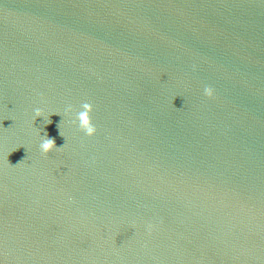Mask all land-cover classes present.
I'll list each match as a JSON object with an SVG mask.
<instances>
[{
	"label": "water",
	"instance_id": "1",
	"mask_svg": "<svg viewBox=\"0 0 264 264\" xmlns=\"http://www.w3.org/2000/svg\"><path fill=\"white\" fill-rule=\"evenodd\" d=\"M0 264H264V0H0Z\"/></svg>",
	"mask_w": 264,
	"mask_h": 264
},
{
	"label": "clouds",
	"instance_id": "2",
	"mask_svg": "<svg viewBox=\"0 0 264 264\" xmlns=\"http://www.w3.org/2000/svg\"><path fill=\"white\" fill-rule=\"evenodd\" d=\"M193 68H195V65H193ZM203 93L206 96H212L214 94V89L209 85H205L203 88ZM92 111H93V105L87 101L83 102L80 105L79 110H75L71 104H68L64 108L63 117L70 118L71 123L75 125L80 131H82L85 136L92 137L96 134L97 131V128L93 124L92 117L90 115ZM52 113H56V112H52ZM52 113H46L43 108L35 107L33 109V120H35L37 117H42V119L44 120V125L50 124L52 122L50 120V115ZM38 135L40 136L39 151L43 155H47L49 152L59 150L65 145L64 143L62 146L57 147L55 145L54 138L48 137L46 131L44 132L43 135H41L38 132ZM154 228L155 225L152 224L151 222H148L145 225V229L149 233H151Z\"/></svg>",
	"mask_w": 264,
	"mask_h": 264
}]
</instances>
